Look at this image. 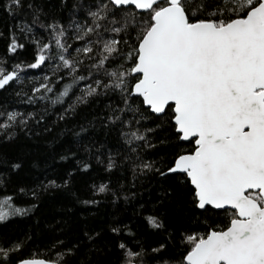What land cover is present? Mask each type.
<instances>
[{
	"label": "snow or ice",
	"instance_id": "1",
	"mask_svg": "<svg viewBox=\"0 0 264 264\" xmlns=\"http://www.w3.org/2000/svg\"><path fill=\"white\" fill-rule=\"evenodd\" d=\"M0 24V264H264V0H0ZM91 159L109 178L81 200ZM129 166L159 182L131 216ZM50 189L65 211L34 220ZM95 196L106 218L68 207Z\"/></svg>",
	"mask_w": 264,
	"mask_h": 264
},
{
	"label": "trees",
	"instance_id": "2",
	"mask_svg": "<svg viewBox=\"0 0 264 264\" xmlns=\"http://www.w3.org/2000/svg\"><path fill=\"white\" fill-rule=\"evenodd\" d=\"M0 30H3L2 24H0ZM25 71L28 72L29 76L39 75V73L36 72L35 70H25ZM24 91H28V89L24 88ZM4 95L7 94L0 95V105L3 104ZM12 103L18 107V110L20 111L24 110L23 101L13 100ZM42 107L43 104L38 102L37 104L28 107V110H32L33 108H35L37 111H39ZM61 127L64 126L61 125ZM69 127H71V125H69ZM33 131L41 133L40 138L38 140L30 141V143L39 144L40 146L38 149L34 151V156L38 158L37 163L40 165V167L32 169L33 178L44 180L45 175H47V179H56L54 173L60 171L58 166L59 165L67 166L68 161L53 162L51 159L45 160L43 157L45 155L44 153L45 148L49 149V151L53 149L59 150L57 148L59 141L48 143V141L52 140L51 135L45 137L41 129H33ZM63 138L64 137L61 136V139ZM70 138L71 136L69 134V139ZM75 163H76L75 161H72L73 165ZM90 163L93 166L92 169L88 170L86 173L76 178L75 187L73 189V191L79 190L81 200L88 199L90 198V196L94 195L90 191L93 183L98 185L99 183L102 182L101 177L109 178L107 173L103 169V165L99 164L95 159H91ZM26 164L30 166V162H26ZM46 166L51 170L45 172ZM126 171H127V176H126L127 182L129 184L134 185L130 190L136 193V196L131 200L132 206L127 207V212L125 213V215L131 216L132 207H135L137 202L139 204L147 203V207L149 208L152 207L153 198H158L159 195V182H153L155 178H140L133 181L130 166L128 169H126ZM117 174L120 175L122 179H125L123 172H118ZM57 183H59V180H57ZM68 196H69L68 193H65L61 190L50 189L48 193H45L40 197V203L37 205L36 209H34L36 216L33 217V219L35 220L36 217L55 216L56 213H62L63 211H65V209L62 206V201ZM95 198L101 201L97 205H84L73 201V204L68 205V207L71 208L72 212H74L76 215H80V213L86 209L87 212L90 214L96 213L98 211L99 215L97 216V219L106 218L107 213L112 209L110 200L104 199L103 196H95ZM55 218L59 219L58 216H56ZM19 219H23V218H19ZM135 222L136 221L133 220V223ZM45 223H50V221L45 220ZM18 227L26 228L27 225L26 224L18 225L16 223L8 225V228L10 230ZM47 247H48L47 240L39 232H35L32 236V240L27 243V246L25 248V253H32L40 257H47L49 255L47 251Z\"/></svg>",
	"mask_w": 264,
	"mask_h": 264
}]
</instances>
